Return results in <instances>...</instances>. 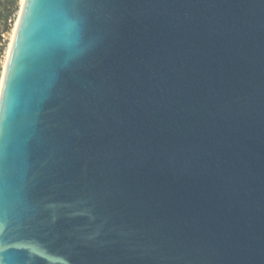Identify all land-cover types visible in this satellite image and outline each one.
<instances>
[{"label":"water","instance_id":"obj_1","mask_svg":"<svg viewBox=\"0 0 264 264\" xmlns=\"http://www.w3.org/2000/svg\"><path fill=\"white\" fill-rule=\"evenodd\" d=\"M0 94V264H264V0H25Z\"/></svg>","mask_w":264,"mask_h":264},{"label":"trees","instance_id":"obj_2","mask_svg":"<svg viewBox=\"0 0 264 264\" xmlns=\"http://www.w3.org/2000/svg\"><path fill=\"white\" fill-rule=\"evenodd\" d=\"M20 0H0V54L4 52V34H7L12 27L16 14L20 8ZM2 67L0 65V74Z\"/></svg>","mask_w":264,"mask_h":264},{"label":"rangeland","instance_id":"obj_3","mask_svg":"<svg viewBox=\"0 0 264 264\" xmlns=\"http://www.w3.org/2000/svg\"><path fill=\"white\" fill-rule=\"evenodd\" d=\"M23 0H20L19 1V5H20V8L16 14V17H15V20L14 22L12 23V27H11V30L7 33V34H4V52L3 54L1 55L0 54V65L2 67V71H1V74H0V87H1V83H2V77H3V72H4V69L7 65V59H8V56H9V49H10V45H11V42L13 40V37H14V31H15V28L17 26V23L19 21V18H20V12H21V9H22V6H23Z\"/></svg>","mask_w":264,"mask_h":264},{"label":"bare ground","instance_id":"obj_4","mask_svg":"<svg viewBox=\"0 0 264 264\" xmlns=\"http://www.w3.org/2000/svg\"><path fill=\"white\" fill-rule=\"evenodd\" d=\"M24 1H25V0H23V3H22L23 5H24ZM22 9H23V6H22ZM22 9H21V12H22ZM21 12H20V16H21ZM19 19H20V18H19ZM18 23H19V21H18ZM18 23H17V26H18ZM17 26H16L15 31H14V36H15V33H16ZM13 39H14V37H13ZM12 43H13V40H12L11 45H10L9 54H10V50H11ZM8 58H9V56H8ZM7 61H8V60H7ZM6 66H7V65H6ZM5 70H6V67H5L4 72H3L2 83H1V87H0V94H1V90H2V85H3V80H4Z\"/></svg>","mask_w":264,"mask_h":264}]
</instances>
